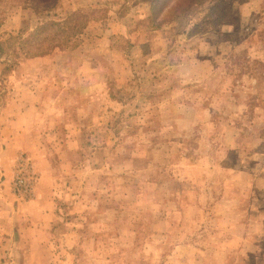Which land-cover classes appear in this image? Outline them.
Returning <instances> with one entry per match:
<instances>
[{
  "label": "rangeland",
  "instance_id": "rangeland-1",
  "mask_svg": "<svg viewBox=\"0 0 264 264\" xmlns=\"http://www.w3.org/2000/svg\"><path fill=\"white\" fill-rule=\"evenodd\" d=\"M1 197L0 264H264V0H0Z\"/></svg>",
  "mask_w": 264,
  "mask_h": 264
},
{
  "label": "crops",
  "instance_id": "crops-1",
  "mask_svg": "<svg viewBox=\"0 0 264 264\" xmlns=\"http://www.w3.org/2000/svg\"><path fill=\"white\" fill-rule=\"evenodd\" d=\"M16 123V124H15ZM14 130L13 131H15V133L13 132V133H11L10 135H11V137L12 138H10V136H8V134H6V136H7V139L8 140H10L12 143H10L11 145L13 144L14 146H10L11 148H13L14 149V151L16 152L17 150H19V148L20 147H22V146H20L19 145V142L18 141H16V139L17 138H19L20 137V135H22L23 133H21V134H19V131L18 130H16V128L18 129V128H20L21 129V123L20 122H18V121H16V122H14ZM25 129V128H24ZM27 130V129H26ZM21 131H24V130H22L21 129ZM25 132V131H24ZM16 154V153H15ZM14 157V156H13ZM12 160V159H11ZM8 164V163H7ZM10 165V167H11V164H9ZM9 165H7L6 167L9 169ZM8 169H6L5 168V170L4 171H7ZM11 169V168H10ZM8 176H10V172H9V175ZM7 177V176H6ZM7 179H9V178H6V180ZM46 195V196H45ZM45 195H35V200H33V199H31L30 200V202H28V205H30V206H32L33 208L34 207H36V206H38V209H36V210H34L33 211V213L34 212H37V214H39V219L40 220H42L43 222H45V221H47L49 218H50V207L52 206V203H51V199H50V197H49V194L48 193H46ZM0 205H2L3 207H2V209L1 210H6V211H9L11 214H12V216L13 215H15L16 213L15 212H17V215H16V219L18 220V221H26L27 223H28V228H29V230L30 229H32V222L34 221V216H32V214H23V212L22 213H20L21 211V209H22V207H23V205L22 204H20V202L18 203V202H12V204H8L7 205V201H3L2 200V197L0 198ZM15 206H16V208H15ZM19 208H18V207ZM33 208H31V209H33ZM49 211V212H48ZM19 213H20V216H19ZM7 216H9V215H7ZM13 219V218H12ZM15 219V218H14ZM38 227L40 228V230L42 229V227L44 228H46V224H45V226H42L41 224L40 225H36L35 227H34V229H38Z\"/></svg>",
  "mask_w": 264,
  "mask_h": 264
},
{
  "label": "built area",
  "instance_id": "built-area-1",
  "mask_svg": "<svg viewBox=\"0 0 264 264\" xmlns=\"http://www.w3.org/2000/svg\"><path fill=\"white\" fill-rule=\"evenodd\" d=\"M16 163L15 177L12 185L13 192L17 196H32L35 176L31 165L22 156L19 157Z\"/></svg>",
  "mask_w": 264,
  "mask_h": 264
},
{
  "label": "trees",
  "instance_id": "trees-1",
  "mask_svg": "<svg viewBox=\"0 0 264 264\" xmlns=\"http://www.w3.org/2000/svg\"><path fill=\"white\" fill-rule=\"evenodd\" d=\"M183 1H178L177 3H175V5L172 7V9L176 8L180 3H182ZM41 30H44V28H41Z\"/></svg>",
  "mask_w": 264,
  "mask_h": 264
}]
</instances>
